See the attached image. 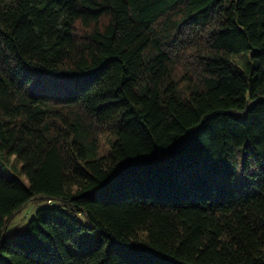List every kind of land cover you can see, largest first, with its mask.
Masks as SVG:
<instances>
[{
	"label": "trees",
	"instance_id": "obj_1",
	"mask_svg": "<svg viewBox=\"0 0 264 264\" xmlns=\"http://www.w3.org/2000/svg\"><path fill=\"white\" fill-rule=\"evenodd\" d=\"M0 165V264H264V0H0Z\"/></svg>",
	"mask_w": 264,
	"mask_h": 264
},
{
	"label": "rangeland",
	"instance_id": "obj_2",
	"mask_svg": "<svg viewBox=\"0 0 264 264\" xmlns=\"http://www.w3.org/2000/svg\"><path fill=\"white\" fill-rule=\"evenodd\" d=\"M0 173L5 176H11L12 173H10L9 169L5 167H1L0 165ZM23 182L27 184V181L23 178ZM46 205V201L37 199L28 202L21 212L17 214L10 222L7 230V235H12L20 232L28 222V220L34 215L35 211Z\"/></svg>",
	"mask_w": 264,
	"mask_h": 264
}]
</instances>
